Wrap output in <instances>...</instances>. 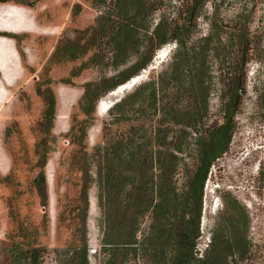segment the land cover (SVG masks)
<instances>
[{
    "label": "trees",
    "instance_id": "1",
    "mask_svg": "<svg viewBox=\"0 0 264 264\" xmlns=\"http://www.w3.org/2000/svg\"><path fill=\"white\" fill-rule=\"evenodd\" d=\"M8 2L23 4L18 0H0L1 4ZM207 3V0H92L98 16L95 28L87 30L88 43L64 48L58 61L77 60L87 53L91 56L85 67L118 68L132 55H136V61L112 79L84 86L77 106L82 118L72 120L64 136L74 145L70 164L80 174L77 213L70 220L71 241L51 250L34 242L12 243L19 257L14 264H44L49 255L54 264H89L86 222L88 191L92 185L97 189L101 214V239L96 250L99 264H120L128 254L138 255L150 264H220L229 257V249L242 251L243 239L235 234L232 244L223 243L209 262L207 256L198 258L196 250L204 185L212 165L229 149L235 132L233 120L246 92V65L256 55L250 25L242 19V13L224 26L213 6L207 32L202 33L200 21ZM224 29H228L226 45L221 42ZM0 36L16 40L8 34ZM168 44L175 45L172 63L156 77L150 72L149 80L113 103L108 109L101 142L88 150L87 130L100 98L146 70L155 52ZM226 49L233 59L228 68L225 99L221 98L222 120L209 125L195 139L196 155L192 168L188 169L183 157L186 129L206 119L208 96L218 83L213 80L209 62ZM37 93L43 95L44 110L36 127L39 136L34 154L38 173L34 184L45 207L44 168L56 142L52 134L56 104L50 89ZM142 108L153 112L150 135L135 116ZM113 126L122 129L112 133ZM228 196L223 195L226 205ZM231 208L237 212L239 207L233 202ZM145 218L151 220L149 232L139 240L137 234Z\"/></svg>",
    "mask_w": 264,
    "mask_h": 264
},
{
    "label": "rangeland",
    "instance_id": "2",
    "mask_svg": "<svg viewBox=\"0 0 264 264\" xmlns=\"http://www.w3.org/2000/svg\"><path fill=\"white\" fill-rule=\"evenodd\" d=\"M18 1L23 4L0 3V21L7 18L14 26L24 29L18 33L0 31V34L16 37V40L9 38V43L0 42V62L7 69L5 75L0 72V264H14L19 260L12 243L28 245L34 242L51 250L71 241L70 220L77 213L80 174L70 164L74 145L64 136L71 121L82 118L77 106L84 86L112 79L136 61V55H132L118 68L85 67L91 56L87 53L77 60L59 62L64 48L83 47L88 43L87 30L94 27L98 16L92 0ZM207 1L203 15L206 17L200 21L202 33L207 32L213 6L224 26L236 20L237 13H242V19L250 25L256 55L246 65V92L233 120L235 132L229 149L212 165L204 185L196 250L198 258L207 256L209 262L222 249L223 243L232 244L235 234L243 239V249H229V257L220 264H264V0H249L248 3L244 0ZM227 31L224 29L221 34L223 45L228 44ZM164 49L168 50L167 57L151 71L154 77L173 61L175 45L168 44L159 50ZM232 59V53L226 49L209 62L213 80L218 83L209 93L206 119L186 129L188 137L183 157L188 169L192 168L196 155L195 139L209 125L222 120L221 98L225 99L224 89ZM149 79L147 76L142 82ZM46 89H50L55 98L52 134L56 142L44 168L47 205L43 207L34 184L38 173L34 146L39 136L36 127L44 110L43 95L37 91L43 93ZM109 93L98 102L108 101ZM97 104L93 123L87 130L88 150L101 142L104 123L108 120V110L99 113ZM135 116L150 135L152 110L142 108ZM121 129L113 126L111 132ZM226 193L229 194L227 205L223 199ZM96 195L97 189L92 185L88 191L86 222L89 264H99L96 250L101 239V214ZM233 202L239 207L237 212L231 210ZM150 224V219L143 220L137 234L139 240L147 235ZM44 264H54L52 255ZM120 264L150 263L138 255L128 254Z\"/></svg>",
    "mask_w": 264,
    "mask_h": 264
},
{
    "label": "bare ground",
    "instance_id": "3",
    "mask_svg": "<svg viewBox=\"0 0 264 264\" xmlns=\"http://www.w3.org/2000/svg\"><path fill=\"white\" fill-rule=\"evenodd\" d=\"M23 30H24L23 28H18L16 26H14L13 23H10L9 19L0 21V31L9 32V33H18V32H21ZM9 41L10 40H8L6 38H1L0 37V42L9 43ZM167 54H168V50H165V49L164 50H158V52L156 53V55L153 58V61H152L151 65L149 67H147L146 70H142V72L140 73L141 75L139 74V76H137V78H133V80L131 82H129L127 84H124L122 86H119V89L110 92L109 95H108V98H109L108 101H106V102H103V101L98 102V104H97L98 105V107H97L98 112L102 113V112L107 111L113 105L114 100H116L117 97H119L124 92L131 90L132 88L137 86L140 82L145 80L146 77L148 76V74L151 71H153L154 69H156L157 66L161 62H163V60H165V58L167 57ZM5 55H6V53H5ZM0 72L2 74H4V75L7 73V69L5 68L4 64H2L1 62H0Z\"/></svg>",
    "mask_w": 264,
    "mask_h": 264
},
{
    "label": "water",
    "instance_id": "4",
    "mask_svg": "<svg viewBox=\"0 0 264 264\" xmlns=\"http://www.w3.org/2000/svg\"><path fill=\"white\" fill-rule=\"evenodd\" d=\"M141 75V74H140ZM137 76H139V75H137ZM137 76H135V77H133V78H137ZM133 78H131V80H133ZM131 80L129 81V82H131ZM128 82V81H127ZM126 82V83H127ZM126 83H124V84H126ZM124 84H122V85H124ZM122 85H119V86H122ZM118 88V87H117ZM117 88L115 89V90H117Z\"/></svg>",
    "mask_w": 264,
    "mask_h": 264
},
{
    "label": "crops",
    "instance_id": "5",
    "mask_svg": "<svg viewBox=\"0 0 264 264\" xmlns=\"http://www.w3.org/2000/svg\"><path fill=\"white\" fill-rule=\"evenodd\" d=\"M2 10H4V9H2ZM3 18H5V17H3ZM7 19V18H6ZM0 37H2V36H0ZM2 38H6V39H9V38H7V37H2Z\"/></svg>",
    "mask_w": 264,
    "mask_h": 264
},
{
    "label": "built area",
    "instance_id": "6",
    "mask_svg": "<svg viewBox=\"0 0 264 264\" xmlns=\"http://www.w3.org/2000/svg\"><path fill=\"white\" fill-rule=\"evenodd\" d=\"M202 256V255H201Z\"/></svg>",
    "mask_w": 264,
    "mask_h": 264
},
{
    "label": "clouds",
    "instance_id": "7",
    "mask_svg": "<svg viewBox=\"0 0 264 264\" xmlns=\"http://www.w3.org/2000/svg\"><path fill=\"white\" fill-rule=\"evenodd\" d=\"M132 81V80H131Z\"/></svg>",
    "mask_w": 264,
    "mask_h": 264
}]
</instances>
